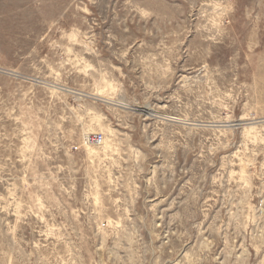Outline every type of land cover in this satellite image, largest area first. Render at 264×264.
<instances>
[{"label": "rangeland", "instance_id": "374dc122", "mask_svg": "<svg viewBox=\"0 0 264 264\" xmlns=\"http://www.w3.org/2000/svg\"><path fill=\"white\" fill-rule=\"evenodd\" d=\"M0 264H264V0H0Z\"/></svg>", "mask_w": 264, "mask_h": 264}, {"label": "bare ground", "instance_id": "6f19581e", "mask_svg": "<svg viewBox=\"0 0 264 264\" xmlns=\"http://www.w3.org/2000/svg\"><path fill=\"white\" fill-rule=\"evenodd\" d=\"M3 5V4H2ZM248 124H250V123H248Z\"/></svg>", "mask_w": 264, "mask_h": 264}]
</instances>
